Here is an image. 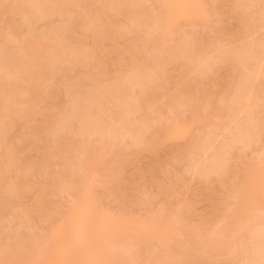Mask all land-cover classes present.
<instances>
[{
    "label": "rangeland",
    "instance_id": "1",
    "mask_svg": "<svg viewBox=\"0 0 264 264\" xmlns=\"http://www.w3.org/2000/svg\"><path fill=\"white\" fill-rule=\"evenodd\" d=\"M75 1L0 0V264H264V0Z\"/></svg>",
    "mask_w": 264,
    "mask_h": 264
},
{
    "label": "bare ground",
    "instance_id": "2",
    "mask_svg": "<svg viewBox=\"0 0 264 264\" xmlns=\"http://www.w3.org/2000/svg\"><path fill=\"white\" fill-rule=\"evenodd\" d=\"M76 1H77V0H76ZM76 1H75V3H76ZM80 1H82V2H83V1L86 2L85 0H80ZM80 1L78 0V3H79ZM94 1H96V2H94ZM101 1L104 2V0H93V2H91V3H93L92 5H95V6H96V4H97V6H99V7H97V9H95V6L91 7V8H94V9H92L93 11L91 10V12H90V13H91V14H90V17H91V16L94 17V18L91 17V18H92V22H91V23H92V25H93V24L95 25V28H96V23L99 24V21H98V20H100V18H102V17H101L102 15H101V16L99 15V13L102 11V9H104L103 7H101V5L103 4V3H101ZM105 1H106V0H105ZM109 1H110V5H112V8L116 7V6L118 5V3L121 2V0H109ZM109 1H108V2H109ZM119 1H120V2H119ZM123 1H124V3H126L125 0H122V4H123ZM168 1H169V0H168ZM168 1L166 0L165 2H163V0H160V2H163V3H165V4H166ZM171 1H173V0H170L169 2H171ZM50 2H51V1H50ZM50 2H49V4H50ZM99 2H100L101 4H99ZM169 2H168V5L171 4V3H169ZM176 2H177V1H176ZM52 3H53V2H52ZM54 3H55V2H54ZM80 3H81V2H80ZM89 3H90V2H89ZM91 3H90V4H91ZM163 3L161 4L162 6H163ZM173 3H174V1H173ZM46 4L48 5L47 1H46ZM59 4H60V3H59ZM105 4H106V3H105ZM105 4H104V5H105ZM79 5H81V4H79ZM82 5H83V4H82ZM92 5H91V6H92ZM104 5H102V6H104ZM108 5H109V4H108ZM120 5H121V4H120ZM50 6H51V5H50ZM50 6H49V7H50ZM52 6H53V4H52ZM52 6H51V7H52ZM55 6H59V5H57V3H56ZM84 6H85V5H84ZM105 6H106V5H105ZM122 6L124 7V5H121L120 7L117 6V9L119 8V10H123V9H120ZM125 6H126V4H125ZM169 6H170V5H169ZM169 6H167L168 8H166V6H165V8H166V13L164 12L163 19H164V21H170V22H172V18H174L173 16H172V18H170V20H168L169 16L171 17V15H170L169 12H170V10H171V11L173 10V9H170L171 7H169ZM171 6H172V5H171ZM176 6H177V5H174L173 8H175ZM45 7H46V6H44V8H45ZM51 7H50V9H51ZM100 7H101V8H100ZM107 7H108V6H107ZM107 7H106L105 11L108 9ZM110 7H111V6H110ZM186 7H187V6H186ZM186 7H185V8H186ZM52 8H53V10L56 9V8H54V7H52ZM124 8H125V7H124ZM137 8H138V7H137ZM176 8H177V7H176ZM187 8H188V7H187ZM189 8H191V6H190ZM189 8H188V9H189ZM98 9L100 10V12H98V11H99ZM110 9H111V8H110ZM141 9H142V8H141ZM167 9H170V10H167ZM47 10H49V9H47ZM94 10H96V13H95V14H93V13L95 12ZM119 10H118V13H119V12H122V11H119ZM125 10H126V8H125ZM128 10H130V9H128ZM131 10H132V9H131ZM131 10H130V12L132 13V15L130 14L131 17H130V15H129V18H132V16H135L136 18H137V17L140 18L139 16H140V15H143V14L141 13V10H139V9H136V8L133 7V10H132V11H131ZM162 10H164V9H162ZM186 10H187V9H185V11H186ZM44 11H45V10H44ZM54 11H55V10H54ZM108 11H109V10H108ZM111 11H112V9H111ZM123 11H124V10H123ZM174 11H175V10H174ZM188 11H189V13L192 12L191 9L188 10ZM42 12H43V11H42ZM46 12H47V11H46ZM49 12H50V10H49ZM114 12H116V11H115V8H114ZM128 12H129V11H128ZM176 12H177V11H176ZM101 13H102V12H101ZM101 13H100V14H101ZM162 13H163V12H162ZM168 13H169V15H168ZM186 13H188V12H186ZM186 13L183 12V14H186ZM189 13H188V14H189ZM103 14H106V13H103ZM128 14H129V13H128ZM171 14L176 15V14H174L173 11L171 12ZM179 14L182 15V13H180V12H179ZM188 14H187V15H188ZM96 15H97L98 17H99V16H100V17L98 18ZM138 15H139V16H138ZM189 15H190V14H189ZM177 16H179V15H177ZM90 17H89V18L87 17V20H86V18H85V20L83 19L84 22H82V20H80L81 23H78V24L75 23V22H73V21H71V22L75 23V25H74V26H76V27H74L75 30L78 31V30H77V27L80 26L81 29L78 27L79 31L82 30V29H85V28H86V30L90 31L91 29H90L89 27L92 28L91 23L88 24V22H89V20H90ZM142 17H143V16H142ZM142 17H141V18H142ZM164 17H165V18H164ZM167 17H168V18H167ZM97 18H98V19H97ZM133 18H134V17H133ZM133 18H132L131 20H134ZM141 18H140V19H141ZM95 19H96V20H95ZM161 19H162V18H161ZM165 19H166V20H165ZM93 20H94V21H93ZM138 20H139V19H138ZM134 21H135V20H134ZM71 22H70V23H71ZM94 22H96V23H94ZM79 24H80V25H79ZM87 24L89 25V27L87 26ZM167 24H169V23H167ZM71 25L73 26L72 23L70 24V26H71ZM90 25H91V26H90ZM81 26H82L83 28H82ZM93 29H94V28H93ZM84 31H85V30H84ZM91 31H92V30H91ZM91 31H90V32H91ZM94 31H95V30H94ZM90 32H88V33H90ZM95 32H96V31H95ZM99 32L101 33V31H99ZM80 33H81V31H80ZM97 33H98V31H97ZM100 33H98V34H100ZM104 33H105V32H104ZM90 34H92V33H90ZM94 34H95V33H94ZM102 34H103V32H102ZM102 34H101V35H102ZM99 37H101V36L99 35L98 38H99ZM94 38H95V40H96L97 37H95V35H94ZM98 38H97V40H98ZM100 39H101V38H100ZM29 42H30V41H28V43H29ZM28 43H27V44H28ZM28 45H29V44H28ZM39 47H40V46H37L36 48L39 49ZM40 49H42V48H40ZM40 51H41V50H40ZM44 57H45V56H44ZM48 57H50V55H49ZM50 58H51V57H50ZM13 72H14V71H13ZM14 74H15V72H14ZM10 75H11V74H10ZM12 75H13V74H12ZM0 91H1V89H0ZM1 93H3V90L0 92V95H1ZM174 130H176V128L173 129V132H174V133L170 130V131L172 132L171 134H169L168 132H166V134H164V135H162V136H163L165 139H166L169 135H170L169 138H172V137L174 138V136L178 135V134H177V133H178L177 130H176V131H174ZM175 132H177V133L175 134ZM173 134H174V136H173ZM171 135H172V136H171ZM162 136L160 137V139H163ZM166 136H167V137H166ZM160 139L158 138L159 142H161ZM152 140H153V139H152ZM152 140H149L148 142H150V141H152ZM158 140L156 139V141H158ZM156 141H154V142L152 141V143L150 142L149 145H148V143L146 144V146H148V147H149V146L152 147V148H149V150H151L152 152H153V147H154L153 145L156 144ZM154 143H155V144H154ZM146 146H145V147H146ZM146 148H147V147H146ZM147 149H148V148H147ZM146 169L148 170L147 167H146ZM119 187H120V186H119ZM119 187H118V188H119ZM118 188H116V189H118ZM119 189H120V188H119ZM121 189H122V188H121ZM261 191H262V189H261ZM262 192H263V191H262ZM121 196H122V195H121ZM122 197H124V195H123ZM123 200H124V199H123ZM86 205H87V204H86ZM89 206H90V205H89ZM83 207H84V206H83ZM87 207H88V206H87ZM85 209H86V208H85ZM81 210H82V209H81ZM83 210H84V208H83ZM85 212H87V211L85 210ZM88 212H90V211H88ZM82 214H83V213H82ZM88 214H90V213H88ZM81 217H83V216H81ZM81 217H80V218H81ZM85 217H86V216H85ZM85 217H84V218H85ZM84 218H82L81 220H83ZM87 218H88V215H87ZM87 218H86V219H87ZM89 218H90V217H89ZM104 219H105V218H104ZM81 220H80V221H81ZM77 221L79 222V220H76V222H77ZM102 221H103V220H102ZM104 221L106 222V220H104ZM104 221L101 223L102 225H103ZM107 221H108V220H107ZM110 221H112V219H111ZM122 221H123L122 223L125 224V221H126V220H122ZM81 222H82V221H81ZM83 223H84V222H83ZM108 223H109V222H108ZM111 223H113V222H110V223H109L110 225L106 223V225H109V226L112 225V227H114L113 225H115V224H111ZM116 223H117V221H116ZM118 223H119V221H118ZM120 223H121V221H120ZM120 223H119V224H120ZM81 225H82V224H80L79 227H80ZM102 225H101V227H102ZM106 225H105V223H104V225H103L104 227H103V228H105ZM158 225H159V224H158ZM123 226H124V225H123ZM160 226H161V225H160ZM107 227H108V226H107ZM107 227H106V230H107V231L104 229V230L106 231L104 234H107V235L109 234V235H110L111 233H113L114 228L116 227V225H115L114 228L108 227V229H107ZM118 227H120V226H118ZM82 228H83V227H82ZM82 228H81V229H82ZM103 228H102V229H103ZM110 228H111L113 231H112ZM79 229H80V228H79ZM79 229H77V230H79ZM102 229H101V230H102ZM109 229H110V232L112 231L111 233H107V232L109 231ZM116 229H117V228H116ZM119 229H120V228H118L117 230H119ZM117 230H115L114 232H116ZM59 231H60V233L62 232L61 235H63V236L59 235V234H60L59 232L57 233V236H58V237L60 236L61 239H62V238L64 237V234H66V232L62 231V229H61V230L59 229ZM94 231H95V230H94ZM97 231H99V230H97ZM63 232H64V233H63ZM99 232H101V231H99ZM95 233H96V232H95ZM95 233H94V234H95ZM80 234H81V233H80ZM88 234H89V233H88ZM101 234L104 236L103 233H101ZM101 234L99 233V236H100ZM107 235H106V236H107ZM87 236H88V235H87ZM93 236H94V235H93ZM93 236L91 237V234H90V236H89V237H90V240H91V238H93ZM96 236L98 237V235L95 234L94 237H96ZM65 237H66V235H65ZM65 237H64V238H65ZM100 237H101V236H100ZM59 239H60V238H59ZM93 239H94V238H93ZM93 239H92V240H93ZM92 240H91V241H92ZM94 240H95V239H94ZM53 242H54V240H53L50 244H48V246L50 247V248L48 247V248L50 249V250L48 249L49 251L47 250L48 253L51 252V250L53 249L52 246L56 244V241H55V243H53ZM64 242H65V244L67 243L66 241H64ZM93 242H94V241H93ZM93 242H92V243H93ZM52 243H53V244H52ZM86 243H87V241H86ZM89 244H90V243H89ZM89 244L87 243V245H89ZM50 245H52V246H50ZM63 245H64V243H63ZM91 245H92V244H91ZM89 246H90V245H89ZM53 247H54V246H53ZM9 251H10V250H9ZM9 251H8V252H9ZM211 251H213V250H211ZM43 253L45 254L46 252L44 251ZM93 253H94V252H93ZM95 253H96V252H95ZM95 253H94L93 255H96ZM6 254H8V253H6ZM90 254H91V253H90ZM8 255H9V254H8ZM10 255H11V252H10ZM46 255H49V254L46 253ZM46 255H44V256H46ZM97 255H98V254H97ZM99 255L101 256L102 254L100 253ZM99 255H98V257H100ZM91 257H92V256H91ZM94 257H95V256H94ZM88 258H89V257H88ZM95 259H96V257L94 258V260H95ZM97 259H99L98 262H99V264H101L102 256H101L100 258H97ZM3 260L6 262V258H5V259H2V261H3ZM89 261H90V260H89ZM93 263H94V261H93ZM95 263H96V262H95ZM95 263H94V264H95ZM57 264H58V263H57ZM77 264H78V263H77ZM91 264H92V263H91ZM96 264H97V263H96Z\"/></svg>",
    "mask_w": 264,
    "mask_h": 264
}]
</instances>
